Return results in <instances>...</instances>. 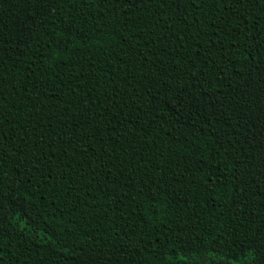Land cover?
<instances>
[{"label":"trees","instance_id":"1","mask_svg":"<svg viewBox=\"0 0 264 264\" xmlns=\"http://www.w3.org/2000/svg\"><path fill=\"white\" fill-rule=\"evenodd\" d=\"M0 264H264V0H0Z\"/></svg>","mask_w":264,"mask_h":264}]
</instances>
